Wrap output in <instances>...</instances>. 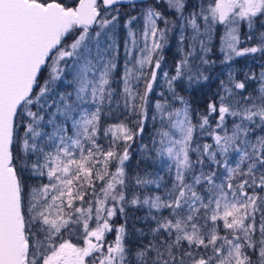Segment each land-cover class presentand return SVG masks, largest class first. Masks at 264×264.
Segmentation results:
<instances>
[{"label": "snow or ice", "instance_id": "1", "mask_svg": "<svg viewBox=\"0 0 264 264\" xmlns=\"http://www.w3.org/2000/svg\"><path fill=\"white\" fill-rule=\"evenodd\" d=\"M0 264H264V0H0Z\"/></svg>", "mask_w": 264, "mask_h": 264}, {"label": "trees", "instance_id": "2", "mask_svg": "<svg viewBox=\"0 0 264 264\" xmlns=\"http://www.w3.org/2000/svg\"><path fill=\"white\" fill-rule=\"evenodd\" d=\"M173 48H174V46L172 48L166 50L167 51L166 52L167 56H169L172 53Z\"/></svg>", "mask_w": 264, "mask_h": 264}, {"label": "rangeland", "instance_id": "3", "mask_svg": "<svg viewBox=\"0 0 264 264\" xmlns=\"http://www.w3.org/2000/svg\"><path fill=\"white\" fill-rule=\"evenodd\" d=\"M133 14H135V13H133ZM174 51H175V49L173 48V51H172V53L169 56H167V54H166L167 51H165V57H166V59L169 58L173 54ZM241 62H243V61H241Z\"/></svg>", "mask_w": 264, "mask_h": 264}]
</instances>
